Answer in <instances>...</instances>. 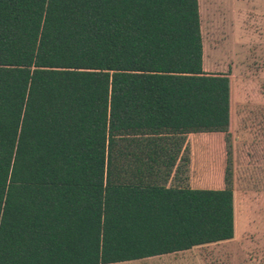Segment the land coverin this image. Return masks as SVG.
<instances>
[{
	"label": "trees",
	"instance_id": "16d2710c",
	"mask_svg": "<svg viewBox=\"0 0 264 264\" xmlns=\"http://www.w3.org/2000/svg\"><path fill=\"white\" fill-rule=\"evenodd\" d=\"M229 101L198 0H0V264L232 240L230 150L223 189L166 187L188 134L228 132Z\"/></svg>",
	"mask_w": 264,
	"mask_h": 264
},
{
	"label": "rangeland",
	"instance_id": "374dc122",
	"mask_svg": "<svg viewBox=\"0 0 264 264\" xmlns=\"http://www.w3.org/2000/svg\"><path fill=\"white\" fill-rule=\"evenodd\" d=\"M198 9L205 73L228 75L229 127L226 134H188L183 162L194 188H223L216 182L230 150L235 233L187 258L191 264H264V0H198ZM146 261L118 264H158Z\"/></svg>",
	"mask_w": 264,
	"mask_h": 264
},
{
	"label": "crops",
	"instance_id": "0c3cea01",
	"mask_svg": "<svg viewBox=\"0 0 264 264\" xmlns=\"http://www.w3.org/2000/svg\"><path fill=\"white\" fill-rule=\"evenodd\" d=\"M203 70H204V68H203ZM184 146H183V150L181 148L177 162H176V164L172 170V173H171V175L167 181L166 187L180 186V187H187L190 189H206V188H194L192 186L191 179L193 181V177L189 176V173H190L189 172V169H190L189 162H188V160L183 162V155H184V151H185ZM181 158H182V162H180ZM179 163H180V168H179L178 172L176 173V167L178 166ZM181 164H182V167H181ZM223 171L220 172L219 180H217L216 184H217V186L223 185V188H224V182H223V178H222ZM211 183H212V181L210 180L209 184H211ZM223 188H219V189H223ZM207 189H210V188H207ZM214 189H217V188H214ZM195 248H197V247H195ZM195 248H192L190 250L183 251V252L171 253V254L155 256V257H150V258H145V259H140V260L144 263H147L149 261V260L146 261L147 259L154 258V259L158 260V264H191L190 262H192V261L189 258H187V255H189L188 253H190V251H192ZM140 260H137V261H140ZM128 262H130V261H128ZM121 263H127V262H121ZM113 264H118V263H113Z\"/></svg>",
	"mask_w": 264,
	"mask_h": 264
}]
</instances>
